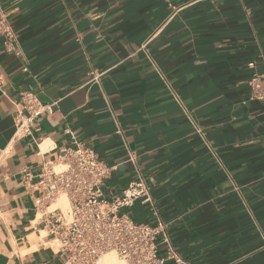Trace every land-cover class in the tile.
Wrapping results in <instances>:
<instances>
[{
    "label": "crops",
    "instance_id": "obj_1",
    "mask_svg": "<svg viewBox=\"0 0 264 264\" xmlns=\"http://www.w3.org/2000/svg\"><path fill=\"white\" fill-rule=\"evenodd\" d=\"M0 15L21 52L0 39V264H64L59 198L35 207L40 165L90 148L112 200L135 179L118 128L180 260L164 264H264V101H248L264 0H0ZM25 91L50 111L18 137ZM128 211L155 223L139 201Z\"/></svg>",
    "mask_w": 264,
    "mask_h": 264
},
{
    "label": "built area",
    "instance_id": "obj_2",
    "mask_svg": "<svg viewBox=\"0 0 264 264\" xmlns=\"http://www.w3.org/2000/svg\"><path fill=\"white\" fill-rule=\"evenodd\" d=\"M0 39L7 52L21 56L5 15H0ZM151 64L156 67L154 62ZM248 66L253 68L254 63ZM2 85L0 74L1 93ZM248 87V101H264V74L253 72ZM15 105V135L18 137L30 135L37 120L50 111V106H42L30 91L21 92ZM117 134L122 137L127 162L135 169V179L119 196L110 200L102 189L112 167H108L90 148L75 143L74 148H60L53 160L41 163L35 184L40 195L35 207L39 211L60 196L66 197V210L57 206L49 212V231L58 242L64 264H98L107 253H114L122 264L180 262L145 177L136 165V155L128 148L119 128ZM137 201L149 207L155 219L153 225L132 219L128 210ZM160 248L164 250L163 255H159Z\"/></svg>",
    "mask_w": 264,
    "mask_h": 264
},
{
    "label": "rangeland",
    "instance_id": "obj_3",
    "mask_svg": "<svg viewBox=\"0 0 264 264\" xmlns=\"http://www.w3.org/2000/svg\"><path fill=\"white\" fill-rule=\"evenodd\" d=\"M56 206H58V207L66 210L68 208L66 197L65 196H60L59 199L57 200L56 204L54 205V207H56ZM110 255H112L116 259L115 262H114V264H122L117 259L116 255L114 253H110ZM99 264H100V262H99Z\"/></svg>",
    "mask_w": 264,
    "mask_h": 264
},
{
    "label": "bare ground",
    "instance_id": "obj_4",
    "mask_svg": "<svg viewBox=\"0 0 264 264\" xmlns=\"http://www.w3.org/2000/svg\"><path fill=\"white\" fill-rule=\"evenodd\" d=\"M115 260H116L115 257L110 255V253H107V254H104L100 258L99 262H100V264H114ZM99 262H98V264H99Z\"/></svg>",
    "mask_w": 264,
    "mask_h": 264
}]
</instances>
